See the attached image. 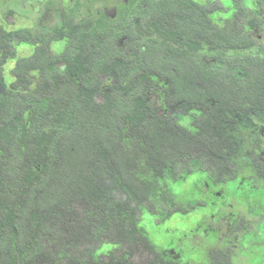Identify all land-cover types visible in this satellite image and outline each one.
I'll use <instances>...</instances> for the list:
<instances>
[{"label":"trees","instance_id":"1","mask_svg":"<svg viewBox=\"0 0 264 264\" xmlns=\"http://www.w3.org/2000/svg\"><path fill=\"white\" fill-rule=\"evenodd\" d=\"M214 1L130 0L122 2L115 19L90 20L88 13L74 23V11L82 8L76 0L62 8L70 18L59 9V20L44 32L23 28L32 9L0 5V264H60L69 259L66 238L88 235L96 225L108 238L111 255L117 246L131 251L141 244L150 255L145 264H198L184 261L185 233L167 248L163 242L154 246L147 235L155 228L157 241L172 239L163 231L170 217L149 214L153 199H169L160 176L169 152L185 159L208 145L203 149L206 156L213 154V166L214 156L239 158L236 164H250L264 187V162L257 163L256 155L264 151V0H255L253 10L243 6L244 0H233L235 12L226 20L220 17L227 3ZM207 5L216 8V17ZM142 29L165 39L136 44ZM63 40L68 45L54 52ZM19 45L30 49L18 52ZM178 61H192L197 69L186 72ZM215 75L225 83L216 84ZM104 77L110 84L102 82ZM152 78L169 83L168 118L151 102L149 94L160 90ZM196 80L203 83L201 89L195 88ZM101 88L106 93L98 103ZM183 117L193 126H182ZM131 141L138 151L150 152L143 174L139 156L128 149ZM214 170L223 175L228 168ZM193 174L208 196L199 185L200 178L209 182L207 177ZM74 202L82 209L75 219L79 231L68 223L54 229L52 222ZM175 208L180 212L183 206ZM195 211L207 212L204 222L209 231L216 229L221 215L214 218L201 204L184 214L190 222ZM216 251L209 255L211 264H228L229 250ZM124 263L112 256L108 264Z\"/></svg>","mask_w":264,"mask_h":264},{"label":"rangeland","instance_id":"2","mask_svg":"<svg viewBox=\"0 0 264 264\" xmlns=\"http://www.w3.org/2000/svg\"><path fill=\"white\" fill-rule=\"evenodd\" d=\"M12 1L13 0H0V5H4L6 9L8 6L5 3ZM16 1H25L30 3V0ZM78 1L85 4L87 0ZM116 1L117 0H89L88 5L92 7L93 11L101 8L102 6L110 9L115 6ZM151 1L153 3H157L162 0ZM195 1L206 4L209 0ZM220 1L227 3L225 4L227 9L225 8L221 11L222 16L220 19H230L233 12H235L234 1L217 0L214 2L221 5ZM67 2L68 0H65V3ZM255 2V0H244L243 6L249 10H253L256 8V5H258ZM61 7H65L62 2ZM207 7H209L213 12L212 17H216V8L213 7V5H207ZM30 8L34 10V17H27L29 20L23 23L24 29L42 30L41 32H44L48 28H51V26H54L58 21L57 17L59 12L53 6V0H43L42 3L33 1ZM186 17L191 18V15L187 14ZM100 26L103 27L104 25ZM190 27L195 30L199 29V27L195 24H192ZM163 29L167 30V27L164 26ZM142 31L144 32L142 34V38L140 39L138 37L137 40H135L136 44L146 41L147 38L158 42H162L165 39L163 35L156 32H154L155 34L150 33L148 35L146 29H142ZM156 35H158V37ZM88 42L90 41H87V43ZM80 43L85 44L86 41ZM67 45L68 40H63L62 44L56 43L52 49H55L54 52L62 53L64 50L63 48ZM16 48L18 52H24L26 48L30 49L24 45H19ZM201 54L203 58L207 59L203 52ZM178 64L179 66H186V72H194L197 69L196 64L192 61L188 63L185 61H178ZM251 65L253 66L252 68H254L255 63H252ZM11 67L12 66H9L7 68V73ZM7 73H5V76L8 75ZM214 77L216 79L213 81H215L216 84L219 85L225 83L223 77L219 75H215ZM247 77L248 75L244 73L243 78L247 80ZM152 80L159 82L158 79L155 78H152ZM102 82L110 84L105 77L102 79ZM111 83L114 84V82ZM209 85L207 86L208 88ZM194 86L196 89H201L203 87V83L201 80H196ZM159 88L160 90L158 94L154 96L152 93L149 94L152 97L151 102L155 108L159 110L160 116H162V113L166 112L164 115L168 118L170 115L164 98L165 93L169 89V83L159 82ZM105 93L106 90L101 88L100 96L97 98L98 103L103 102V96ZM237 115L236 111H231V116L237 117ZM28 117L30 118L31 114H29ZM183 118L184 120L182 121V126L185 128L193 126V121L186 119L185 117ZM179 122H181V120H179ZM242 132L248 134V131L245 129H243ZM207 146L208 145L192 150L191 157L185 159H178V157L175 156L176 154L172 152L165 155V159L167 160L166 162H168L169 165L165 167V170L160 172V176L163 178L162 184H165L164 190L169 199L160 201L153 199V201L150 202L152 203L150 205L152 207V211H149V214L151 215L155 213L162 217H170L169 219H166L168 220V223L166 222V225H164L165 223L163 224V231L171 234L172 239L170 240L168 237H164L163 239L160 238L157 241L158 235L154 232V230H156L155 228L147 235L154 246L158 247L157 244L163 242V246L167 248L169 243L175 239V236L178 233L181 235L185 233V237H187L188 242L186 244L183 243L184 245L181 246V249L184 251L185 262L188 261L198 264H211L209 255L212 251L228 249L230 259L228 264H264V187L260 185V182L255 181L253 175L254 171L251 165L236 164L239 158H236L234 162V157H228L227 160H223L214 156L211 161L215 162V166L220 169L227 167V173L229 172V174L223 173V175L217 173V171L214 170L215 166H213L210 162V157H212L213 154L206 156V150L203 149L207 148ZM262 148L264 150V145ZM128 149L131 153L139 156L140 163L137 167L143 174L145 172V168H148L147 160L150 152L148 150L138 151V147L132 141L128 144ZM250 152H253L252 147H250ZM231 154L232 153L229 155ZM256 155H258L257 163L264 162V151L259 152V154L257 153ZM247 157L250 160H256L255 155L250 156L247 154ZM173 158L174 160H172ZM208 165L211 167H208ZM131 171H133V169ZM195 171L196 174H203L202 172L205 173L203 176H206L209 182L199 177L201 182L199 185L203 186V189L206 187L208 196H206L205 190L200 192V189L197 187L196 184L198 183V180L194 177L195 174H193ZM230 171H233V173H230ZM138 172L139 171H137V173ZM183 173L188 175H186V179L184 181H180L181 178H179V176ZM149 174L152 176L151 171H149ZM223 180H225L226 183L222 184L221 182H224ZM115 197H118L121 201L124 200L119 193H117ZM203 197H205V199H203ZM177 203L183 206V208L179 209L180 212H178V209L175 208ZM201 204L203 206L206 205V210L208 213L214 215V218L215 214L218 216L222 213L225 216H229V220L227 217L222 219L221 215L215 221L214 226L216 229H211V231H209L206 219L204 222V215H208L207 212L200 216L199 212L195 211L191 213L192 218L190 222V216L188 217L185 215H188L192 208H197ZM147 208L149 210V206ZM81 211V206L79 204H75L74 202L71 208L61 214L59 219L52 222L54 229L62 228L61 226L63 223H68L71 225V229L74 232L79 231L81 225H77V221L75 222V219ZM172 216L173 218H171ZM229 221H235L237 224L230 226ZM157 222H159V220ZM236 226L239 229L236 231L237 233L233 230ZM197 228H199V231L195 232ZM88 230L90 233L88 235L81 236L80 238H75L73 235L71 238L69 236L66 238L65 246L68 248L66 249V253H68L69 259L59 261L60 264H65L70 261H76L78 264H108L112 256H117L118 258L122 257L123 262H127L128 264H145L150 258L148 250H146V248H142L141 244L133 247L131 251H129V247L117 246L114 248L115 251L111 255L108 253L110 248L107 243L108 238L105 237L103 233L99 234V226H91ZM191 232H193V235L188 236L187 234ZM238 232L241 233L238 234ZM160 234L161 236H165L162 233ZM217 237L219 239H217ZM223 241L224 244L222 243Z\"/></svg>","mask_w":264,"mask_h":264},{"label":"clouds","instance_id":"3","mask_svg":"<svg viewBox=\"0 0 264 264\" xmlns=\"http://www.w3.org/2000/svg\"><path fill=\"white\" fill-rule=\"evenodd\" d=\"M70 1V0H68ZM76 2V0H73V2L71 4H74ZM122 2H130V0H117L115 2V6L110 8V9H107L104 8V6H102L101 8H98L96 9L95 11H93L92 7H90L88 5L89 3V0L86 1L85 4H82V8L80 9H77L75 12V15H76V18L73 20L74 23H79V22H82L84 21V16L88 13H92L91 17H90V20H93V19H99L101 17H104V18H107V19H115L117 16H118V12L120 11V8H121V5H122ZM62 3L64 4V9L66 8V3H65V0H62ZM55 4V7L57 9L58 12L59 9H61L62 12H64L65 14H67L66 11H63L62 10V7H61V1L58 2L56 4V0L54 2ZM95 15V16H94ZM71 16V13H69L66 17L70 18ZM60 16L57 17V19L59 20Z\"/></svg>","mask_w":264,"mask_h":264},{"label":"crops","instance_id":"4","mask_svg":"<svg viewBox=\"0 0 264 264\" xmlns=\"http://www.w3.org/2000/svg\"><path fill=\"white\" fill-rule=\"evenodd\" d=\"M33 1H37V3L39 2L38 0H33ZM33 1L30 0V3H27L25 1H16V0H13L12 2H8V3H5L8 8L12 9V8H19V7H23V8H28L27 10L31 9V4H33ZM43 1V0H41ZM4 9V5H1ZM55 7V5H53ZM56 8V7H55ZM33 10V9H32ZM57 10V9H56ZM31 13V18H33V14H34V10L33 11H30Z\"/></svg>","mask_w":264,"mask_h":264},{"label":"flooded vegetation","instance_id":"5","mask_svg":"<svg viewBox=\"0 0 264 264\" xmlns=\"http://www.w3.org/2000/svg\"><path fill=\"white\" fill-rule=\"evenodd\" d=\"M60 1L62 2V0H56V4H57L58 2H60ZM54 2H55V0H53V5H55ZM72 2H73V0L68 1V2L66 3V8H67V7H70V5H71ZM65 15H67V14H65ZM61 23L65 24L66 22H65L64 20H62ZM248 165H250V164H248ZM220 215H222V219H223V218H226V217L229 218L228 216H225V215L222 214V213H220Z\"/></svg>","mask_w":264,"mask_h":264}]
</instances>
